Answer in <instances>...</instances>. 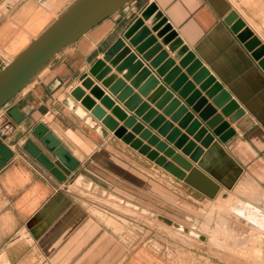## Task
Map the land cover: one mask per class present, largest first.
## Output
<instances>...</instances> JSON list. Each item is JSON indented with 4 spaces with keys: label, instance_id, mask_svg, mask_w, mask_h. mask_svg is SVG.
Instances as JSON below:
<instances>
[{
    "label": "crops",
    "instance_id": "1",
    "mask_svg": "<svg viewBox=\"0 0 264 264\" xmlns=\"http://www.w3.org/2000/svg\"><path fill=\"white\" fill-rule=\"evenodd\" d=\"M243 1L140 0L139 6L133 8L129 14H114L65 48L28 87L0 110V139L14 154L0 169V264H36V260L44 264H120L122 259L130 254V247L124 244L116 232L92 211L89 203L81 198L98 190L100 193L97 194L103 197L106 191L115 188L118 182L129 186V196L132 191L130 187L143 189L147 193L152 188H159L176 204H190V199L195 198L213 200L175 178L114 136L71 95V92L81 85V76L87 73L97 60L103 59L107 50L123 37L150 3L158 6L184 44L254 120L255 124L251 129L244 134L237 131L236 136L225 144L215 136V143L223 146L224 152L236 162L237 167L228 163L218 151L211 157L210 163L220 171L227 182L234 180L240 171L233 192L225 189L200 168L198 163L183 155L166 137L150 128V125L129 112L124 105L117 102V106L129 116H134L153 135L159 137L169 148H173L176 154L190 162L195 171V179L208 191L213 192L216 186H219L217 195L223 191L235 194L240 186L239 191L243 195H249L241 200L262 205L264 67L254 58L239 34L232 30V25L227 19L234 10L246 20L248 17L252 18V12L258 14V10L264 8V0H254V6L248 8L242 4ZM5 2L6 0L2 5ZM18 2L6 3V12H0V71L58 18L52 20L50 11H46V15L39 21L37 15L44 11L37 8V3L41 0ZM35 14L37 17L34 25L32 21ZM153 36H156V33H153ZM127 46L136 53L135 48L128 42ZM137 55L142 60V57ZM118 66L111 68L112 74L122 79L127 71L118 72ZM145 66H148V63L145 62ZM158 78L162 81L159 76ZM126 84L131 87L132 81L128 80ZM165 86L170 91V87ZM157 90L158 88L153 89L146 97H142V100L151 110L163 116L169 104L159 109L156 104L160 99L150 101ZM138 91L137 87L134 88L135 94ZM106 92L108 93L107 90ZM174 95L181 100L183 106H187L194 119L206 127L199 114L178 94ZM97 104L101 105L100 101H97ZM209 104H212V101L209 100ZM13 107H17L25 115V120L19 125L8 115V111ZM79 110L83 111V115ZM220 113L221 109H217V114ZM173 114H166L167 122H171ZM227 120L225 118V121ZM181 121L171 123L174 128H179ZM39 124H44L79 162L78 169L67 176L65 181L56 178L24 150L25 145L32 142L50 160H55L52 152L34 135V130ZM233 126L231 125V128ZM187 128L180 129L183 135L186 134ZM208 131L212 133L210 129ZM189 140L194 141V136H189ZM196 145L201 147L200 142H196ZM206 151L207 149H204V152ZM79 177L82 184L75 183ZM249 186L254 188L255 192L247 189ZM78 188H81L83 195L77 192ZM128 206L134 208V205Z\"/></svg>",
    "mask_w": 264,
    "mask_h": 264
},
{
    "label": "water",
    "instance_id": "2",
    "mask_svg": "<svg viewBox=\"0 0 264 264\" xmlns=\"http://www.w3.org/2000/svg\"><path fill=\"white\" fill-rule=\"evenodd\" d=\"M4 1L0 0V5ZM139 4L140 0H77L0 71V110L28 87L65 48L107 18L118 12L127 15ZM227 22L232 25V30L239 34L254 58L264 67V47L255 49L258 46V40L252 39L247 29L241 32L245 24L238 19V14L233 11ZM153 33H156V36H153ZM159 39H161L160 42ZM127 42L135 48L142 60L132 52ZM145 62L149 67L145 66ZM177 62H179L178 65ZM117 66L118 72L127 71L122 79L112 74L111 68ZM128 80L132 81L131 87L126 84ZM80 83L81 85L71 92L72 97L114 136L146 156L157 166L208 198L214 199L217 196L219 186H216L213 192L208 191L195 179V171L190 162L180 154H176L173 148H169L159 137L153 135L134 116H129L126 111L117 106V102L150 125V128L162 137H166L170 144L182 151L183 155L190 157L192 162L198 163L200 168L226 189L233 188L240 171L237 172L234 180L227 182L220 171L210 163L211 157L218 151L224 155L228 163L237 167L236 162L224 152L223 146L218 142L215 143V136L225 144L236 136L237 131L244 134L251 129L255 124L254 120L184 44L178 32L174 30L155 3H150L141 12L140 17L129 27L123 37L107 50L103 59L97 60L89 71L81 76ZM165 85L170 87V91ZM136 87L139 91L135 94ZM155 88L158 90L150 101L155 98L160 99L156 104L159 109L169 104L163 116L151 110L142 100V97H146ZM174 93L199 114L206 123V127L194 119V115L188 112L187 106H183L180 99L175 98ZM209 100L212 104H209ZM97 101H100L101 105L97 104ZM217 109H221L220 114H217ZM107 111L111 113L108 114ZM166 114H173L171 122L182 120L179 128H174L171 122L166 121ZM8 115L18 125L25 120V115L17 107L11 108ZM225 118L228 120L225 121ZM231 125H234L233 128ZM186 127H188L187 132L183 135L180 129ZM208 129L212 133H209ZM34 135L52 152L55 160H50L32 142H28L24 150L56 178L65 181L67 176L78 169L79 162L44 124H39L35 128ZM137 135L139 138H136ZM189 136H194V141H190ZM196 142H200L201 147H197ZM204 149L207 151L204 152ZM13 155V152L0 139V169L11 160ZM187 172L191 174L188 175ZM133 207L140 210L137 206ZM141 211L154 216L146 210ZM156 218L194 238L202 241L206 239L172 219L160 215Z\"/></svg>",
    "mask_w": 264,
    "mask_h": 264
},
{
    "label": "rangeland",
    "instance_id": "3",
    "mask_svg": "<svg viewBox=\"0 0 264 264\" xmlns=\"http://www.w3.org/2000/svg\"><path fill=\"white\" fill-rule=\"evenodd\" d=\"M11 1L15 4L21 0H6L0 12L5 13L6 3ZM76 1L41 0L37 8L44 11L37 15L39 21L46 15V11H50L51 19L55 20ZM244 1L242 4L245 7L254 6V0ZM33 3L36 9V1ZM258 11V14L252 12L253 17L246 20L234 10L238 19L245 24L241 32L247 29L252 39L258 40L255 49L264 47V8ZM37 16L35 14L32 21L34 25ZM128 187L118 182L103 197L97 194L99 190L81 197L130 247V254L120 264H264V199L261 206L241 200L249 195H243L239 186L235 194L223 191L213 200L195 198L190 199V204H176L159 188H152L147 193L143 189L130 187L132 191L129 196ZM232 189L229 192H233ZM247 189L255 192L250 186ZM81 191L78 188L77 192L83 195ZM128 203L154 216L135 210ZM157 215L172 219L206 239L202 241L174 229L157 220ZM247 237L249 241H246ZM36 264L44 263L36 260Z\"/></svg>",
    "mask_w": 264,
    "mask_h": 264
},
{
    "label": "bare ground",
    "instance_id": "4",
    "mask_svg": "<svg viewBox=\"0 0 264 264\" xmlns=\"http://www.w3.org/2000/svg\"><path fill=\"white\" fill-rule=\"evenodd\" d=\"M2 5V4H1ZM48 6H49V4H48ZM46 7H47V5H46ZM50 7V6H49ZM49 7H47V8H49ZM48 10V9H47ZM50 10V9H49ZM12 61V60H11ZM69 104V103H68ZM70 105V104H69ZM76 106V105H75ZM77 109V108H76ZM75 110V109H74ZM85 112V111H84ZM79 113L81 114V115H83V111L82 110H79ZM76 115V114H75ZM86 115V114H85ZM262 163V162H261ZM257 172H259V171H257ZM257 177H258V175H257ZM84 180V179H83ZM75 183L76 184H82V179L79 177V178H77V180H75ZM112 197V196H111ZM114 197V196H113ZM264 232V231H263ZM250 236H252V235H250ZM249 237V236H248ZM248 237L247 238H245L246 239V241H247V239H248ZM254 237V236H253ZM260 238V237H259ZM244 239V240H245ZM250 240H251V238H250ZM248 241H249V239H248Z\"/></svg>",
    "mask_w": 264,
    "mask_h": 264
},
{
    "label": "built area",
    "instance_id": "5",
    "mask_svg": "<svg viewBox=\"0 0 264 264\" xmlns=\"http://www.w3.org/2000/svg\"><path fill=\"white\" fill-rule=\"evenodd\" d=\"M10 62H11V61L9 60V61H8V64H9ZM8 64H7V65H8Z\"/></svg>",
    "mask_w": 264,
    "mask_h": 264
}]
</instances>
